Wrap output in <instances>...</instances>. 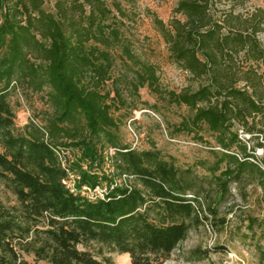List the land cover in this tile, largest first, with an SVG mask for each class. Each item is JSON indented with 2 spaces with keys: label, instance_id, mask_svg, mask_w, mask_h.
<instances>
[{
  "label": "trees",
  "instance_id": "obj_1",
  "mask_svg": "<svg viewBox=\"0 0 264 264\" xmlns=\"http://www.w3.org/2000/svg\"><path fill=\"white\" fill-rule=\"evenodd\" d=\"M215 1L179 0L169 22L154 19L196 84L176 91L160 87L156 66L133 52L105 0H56L53 12L45 0H0V183L19 203L0 209V264H28L21 251L47 264H114L113 253L160 264L201 222L203 204L186 171L159 149L140 151L120 136L116 107L142 87L188 108L178 133L203 141L207 129L224 150L230 165L215 177L216 199L242 176L257 175L264 189V9L222 15L211 11ZM120 45L128 70L137 66L132 76H115ZM20 83L47 89L54 112L45 127L16 134L10 94ZM69 172L78 192L63 182ZM83 186L105 191L91 198ZM248 220L264 234V219ZM257 248L264 264V245Z\"/></svg>",
  "mask_w": 264,
  "mask_h": 264
},
{
  "label": "rangeland",
  "instance_id": "obj_2",
  "mask_svg": "<svg viewBox=\"0 0 264 264\" xmlns=\"http://www.w3.org/2000/svg\"><path fill=\"white\" fill-rule=\"evenodd\" d=\"M105 1L112 9V21L119 24L122 36L130 41L133 52L156 66L160 87L180 91L189 85H196L190 75L174 62L167 43L154 24L155 17L169 22L176 14L179 0ZM45 8L55 11L56 0H45ZM258 9H264V0H216L211 4V11L222 15L234 13L247 16ZM260 38L264 43V30L260 32ZM114 52L117 56L115 76L124 72L132 76L137 66L131 65L128 70L130 61L125 59L127 56L121 45ZM47 91L36 90L25 83L12 89L10 103L15 113L16 134L29 133L35 126H46L48 116L54 112L47 100ZM139 93L129 95L128 104L120 110L116 107L115 115L121 124L123 142L140 151L159 149L166 159L185 170L195 181L197 195L203 204L201 222H194L187 238L160 264H260L257 246L259 243L264 245L263 230L255 226L252 231L248 226L250 216L264 219V189L258 176L233 178L229 185L230 193L221 200L216 199L218 186L215 177L230 165L224 150L207 129L202 131L203 141L194 134L177 132L176 124L189 114L186 106L168 103L149 87H142ZM151 105L157 108L153 109ZM241 136L244 140L250 137L243 132ZM252 145L250 141L249 147ZM0 150L3 151L1 146ZM111 152L114 153V149ZM256 153L260 157L263 155L262 149H257ZM223 157L225 160H222ZM239 157L243 155L239 154ZM251 161L261 162L255 158ZM129 181L139 184L135 177L129 178ZM18 204L14 192L5 183H0V209H13ZM210 207L217 208V216ZM221 219H226L224 224ZM205 249H210V254L201 256L200 250ZM21 254L28 264H47L36 259L33 253L21 251ZM112 256L114 264H133L130 254L113 253Z\"/></svg>",
  "mask_w": 264,
  "mask_h": 264
},
{
  "label": "built area",
  "instance_id": "obj_3",
  "mask_svg": "<svg viewBox=\"0 0 264 264\" xmlns=\"http://www.w3.org/2000/svg\"><path fill=\"white\" fill-rule=\"evenodd\" d=\"M127 178V175H124V179ZM76 179L77 175H75L73 172H69V177L64 179L63 182L72 190L75 192H78V188L76 187ZM105 191V188H102L98 186L95 189H92L87 186H83L81 192L91 198H95L97 195H103ZM99 192V193H98Z\"/></svg>",
  "mask_w": 264,
  "mask_h": 264
}]
</instances>
